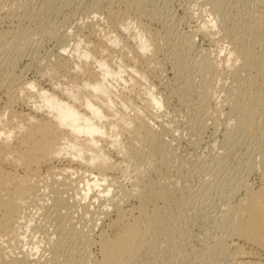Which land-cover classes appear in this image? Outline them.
<instances>
[{"label":"bare ground","instance_id":"bare-ground-1","mask_svg":"<svg viewBox=\"0 0 264 264\" xmlns=\"http://www.w3.org/2000/svg\"><path fill=\"white\" fill-rule=\"evenodd\" d=\"M16 1L18 0H0V18H4L3 14L9 17L13 15L12 9ZM53 1L42 0L41 8L29 14L27 23L30 21L31 24L27 27L16 26L17 23L10 28H0V53L21 37L28 36L29 39L31 34L37 37L34 39L30 36L34 40H31L34 43L33 47L40 46L45 39L56 40L60 29L56 23L59 22L55 23L52 20L49 22L47 18L48 22H46L47 20L42 19L47 15L46 11L54 3ZM94 2L89 13L85 14L88 18H92L90 22L78 23L72 33L61 34L62 41L65 42L56 50L57 57L55 56L53 60L46 57L49 67L43 66L45 70L41 72L39 70L37 74L42 77L41 79L48 76L45 75L46 73H51L55 77L51 78L49 75L50 78L45 79V87L38 88L36 80L22 79L20 75L13 73L18 58L3 61L4 64L0 61L1 65L3 64V70H0V87H3L5 94L3 110H0V264H88V247L93 241L99 246V254L92 264H132L140 257L141 251L148 248L152 242L154 227L147 203L151 198L160 196L166 185L150 176V173L160 174L166 164L157 167L153 154L148 152L152 144L161 142V136L154 131L153 124L159 123L158 110L162 104V97L154 91L153 85L143 87L140 82L142 79L146 80L143 71L152 69V63L156 60L154 55L158 44L157 38L143 23V18L146 15L152 17L153 13H145L146 10L142 8L143 0ZM261 2L262 7L259 6L261 10L257 12L258 14H253L255 16L250 20L252 31L255 33L259 32L260 26H264V0ZM219 5V1H214L211 9L218 10ZM15 11L17 13L18 10ZM14 16L18 17L17 14ZM24 16H28V13ZM25 20L22 19L23 22ZM214 23L215 20L211 15L210 19L188 31L184 38L180 35L184 39L183 43H180V50L173 51L175 71L180 72L178 69L181 64L185 69L193 64L197 73L204 77L214 75L217 80L221 73L230 71L231 58H225L224 63H216L217 55L211 56L210 47H201L199 44L197 48L195 36L199 33L208 37ZM132 24L137 27L132 28ZM72 35L77 40L71 47L70 55L65 57L63 54L67 50L66 43ZM233 52L236 53H234L236 55L234 61L244 59L242 48L235 47ZM211 57L215 58L214 61ZM257 61L260 74H263L264 55H261ZM213 78L216 80L215 77ZM184 79L185 82H190L187 77ZM181 80L174 81V91L189 92L191 89L189 83L185 85ZM216 81L212 82L217 85L218 81ZM128 83V92L122 88L124 86L117 88L126 84L127 89ZM208 85L205 87L207 92L204 90L205 95L212 84ZM32 96H36L37 100L29 101L28 97ZM239 96L245 99V93L239 92ZM248 96L251 99L247 104L253 107L257 104L264 105L263 92L259 91L255 94L254 91ZM206 98L204 95L197 98L195 108L208 106ZM241 104L246 103L241 102ZM252 106H248L249 113L244 120L257 130L261 137H264V128L262 129L264 114L262 116L253 114L255 109ZM232 125L236 128L238 126V129L230 128L232 136L240 137L241 124ZM123 135L126 137L124 142L121 137ZM142 160H145L146 164L141 163ZM139 164L145 165L143 166L145 172ZM128 167L136 171L133 176L134 182L131 183L132 188L125 190L123 197L118 198L121 196L118 192H123L124 188L119 183L115 184L118 180L115 179L117 176L112 177L110 173L117 171L124 173ZM253 169H258V165ZM259 171H257L258 184L254 186L248 181H243L242 195L234 204H224L225 207L222 208L225 211L222 210L224 213L221 215L223 217L220 220V227L230 237L228 247L233 250L230 253L233 254L229 257H232V262L228 260L229 264H264V163ZM63 185L66 188L68 185L69 190L76 191L74 194L79 195L77 202L84 203L88 198H93V203L108 200L107 206L112 207L115 212V217L106 224V227L112 229V233L102 229L94 235L98 223L96 221H102L108 215L106 206L102 209L99 207L102 217L98 215L97 220L94 219L93 223H89V230H84L82 225H76L77 222H82L83 217L76 222L71 221L70 212H73L77 203L75 205L71 200L72 196L64 195L66 192L63 190ZM43 199L48 201L45 203H50L49 207H46L48 204L44 206ZM85 205L89 206L87 204L83 206ZM31 206L39 207L38 210H42L40 215H43L46 208L52 210L49 214L45 212L46 220L52 221L55 228V235H51L52 237H48L49 234L47 236L44 232L51 250V253L49 252L51 256L47 259L44 257L45 259L41 260L42 256H37L42 247L39 245L43 241L42 238L37 235L39 239L36 240L35 233L28 237V231H32L30 225L33 216L27 212V209ZM97 207L96 209L99 210ZM61 209L66 212L63 214ZM82 213L90 215L91 211L86 210ZM82 213L81 216L84 215ZM85 222H88L87 219ZM4 242H7V245H4ZM25 247L26 250H23ZM215 248L218 251L212 253L211 260L216 263L222 258L225 248L221 245L223 251ZM16 249L20 250L16 251Z\"/></svg>","mask_w":264,"mask_h":264},{"label":"rangeland","instance_id":"rangeland-1","mask_svg":"<svg viewBox=\"0 0 264 264\" xmlns=\"http://www.w3.org/2000/svg\"><path fill=\"white\" fill-rule=\"evenodd\" d=\"M22 1L18 0L16 1V5L14 4L13 7L15 9H12L14 12L13 15H11L13 18L11 16H5V14L2 15L4 18H0L1 29L10 28V26H15L17 23L16 26L21 25L27 27L31 24L30 21L27 23L31 11L36 12L37 10L35 9L38 8L39 10L43 4L41 3L42 0ZM44 1L45 0H43V2ZM94 1L97 0H54V3L46 11L47 15H44L45 18L42 17V19L44 21L48 19L49 22L51 20L52 22L55 21V23L59 22L56 23L58 27L60 26L58 35L55 38L56 40L45 39L46 41L44 40L40 46L33 47L34 45L32 44H34V40L30 38V36L34 37L33 34L29 35V39L28 36H25V38L21 37V39L19 38L14 41L12 43L13 45H10L7 50L5 49V51L2 52L3 54L0 53L1 63L4 64L3 61L6 62V60L18 58L19 60L17 59L15 61L17 65L15 64L16 66L13 73H16L15 75L18 74V76L20 75L22 79L36 80L38 88L39 86L45 87V79L48 77L50 78V76L54 78L55 76L51 73H46L45 75L48 74V76L45 79H41L42 77L40 78V75H38L39 70L40 72L41 70H45L43 66L44 68L46 66L49 67L46 61L47 58L53 60L56 56V50L64 45L65 41H62L63 38L61 34L72 33L78 23L90 22L92 18H88L85 14L89 13L92 4L95 3ZM214 1L220 2L218 10L211 9L213 8L212 2ZM261 1L262 0H143L144 5H142V8L146 10L145 13L150 12L153 13L152 17L154 16V18H152L150 15H146L143 18V23L155 34L158 44L154 55L156 60H154L151 66L152 69H154L143 71L145 72L144 75L146 74V82L143 81L144 79L140 80V82L143 84V87L153 85L154 91L162 97V104L158 110V114L160 115V117H158L159 123L153 124L154 131L161 136V142L152 144L148 152L153 154L154 162L157 167L166 164L160 174L150 173V176L156 179V181L159 179L161 184H166L167 186L164 185V191L160 196L151 198L147 203V209L153 220L154 229L152 232L154 231V235L152 234L150 246L146 249L144 248L139 255L140 257L135 259L132 264H229V262H232V257H229L233 254H230L233 250L228 247L230 244V237H228V235L222 231V227H220V220L223 217H221V215L224 213L223 211H225L223 210L225 207L224 204L228 205L231 203L232 205L242 195L243 181H248V183L254 186L258 184L259 170L264 163V137H261L260 134H258L259 132H256L257 130L253 129L248 122L244 120L246 115L248 116L247 113H249V111H247L248 106H252L247 104L250 103L251 99L248 95H252L254 91L255 94L259 91L264 93V73L260 74L261 71L258 67L259 62L257 61L261 55H264V26H260L259 32L255 33L252 31V24L250 21L251 17L255 16L253 14H258L259 10H261ZM38 5H40V7ZM22 7L25 9H22ZM15 10H18L17 13ZM25 11L26 14L28 13V16H24L26 15ZM14 14H17L18 17L14 16ZM211 15L215 20L214 27L208 37H204L199 33L195 36L197 48L200 45L201 47H210L211 56L214 57L217 55L215 58L218 62L215 61L216 63H224L225 58H231V66L229 67L231 68V72L228 71L225 74L221 73L219 76L222 77L220 78L218 76V80L216 76L210 74V79V75L204 77L197 73L193 64H190V66L185 69L183 67L184 65L181 64L182 62H179L182 66L179 64L180 67L178 70L180 72L178 73V71H175V68L173 69V63H175L173 58L175 54L173 51L180 50V43H183V38L185 34L189 33L188 31L193 30L207 19H210ZM22 19H26L24 21L25 23ZM19 20H21V23ZM48 20L46 22H48ZM166 20L169 21L167 22ZM132 26V28H135L136 25L132 24ZM34 35L38 36V34ZM73 37L74 35L70 36L68 42L66 40L67 50L65 49V54H63L65 57L70 55V51H72L71 47L75 45L77 39ZM36 38L37 37H34V39ZM235 47L244 50V54L242 55L244 58L243 60L234 61L236 60V53L233 52ZM215 58H212V60ZM1 63L0 70L2 71L3 64L1 65ZM219 65L222 66V64ZM36 76L37 78L39 77V79H37ZM185 77H187L190 82H185ZM213 77H215L218 82L214 80ZM182 78L184 80H181ZM203 79L205 80L204 82L201 81ZM179 80H181L183 84L185 83V85L189 83L191 87L189 92L186 91V93H184V91L180 92V90H178L176 93L174 91L175 87L173 86H175V82ZM212 81H216L217 85ZM201 82L206 84H202ZM207 84H209L208 86H210V84L212 85L210 89L208 88L209 91L207 95H205L204 92H207L205 88ZM125 85L126 84H122L117 88L124 86L122 88L128 92L129 83L127 84V89ZM238 91L245 93V99L239 96ZM203 95L205 98L207 97L208 106L204 107L206 108L205 110L203 107L201 108L202 110L200 108L199 110L195 108V105H197L196 102H198L197 98H201ZM0 98H2L0 99V106L2 107H0V110H3L5 100L3 87H0ZM247 98L248 100L246 101ZM183 99H185V101ZM28 100L33 101L37 99L36 96H32L28 97ZM241 102L246 104H241ZM257 105H255V107L252 106L253 109H255V113L253 114L262 116L264 114V105ZM231 122H233L232 124H241V128L239 127V130L241 129L239 132L241 133L240 137L235 138V136H232L231 129H235L236 127L230 124ZM243 122L245 123L242 124ZM229 124L230 126H228ZM262 124L264 125V116ZM263 128L264 126L262 129ZM236 129H238V126ZM234 131L235 130H233V132ZM121 137H123L122 141L124 142L126 137L124 135ZM141 163H145V160H142ZM257 165L259 170L253 169L257 168ZM143 166L145 167V165L139 164V167H142L141 169L144 170L145 168H143ZM120 172L110 173L112 177L117 176L115 179L118 180L115 184L119 183L124 188L123 192H118V194H121L118 198L123 197L122 195L125 190H130L132 188L131 183L134 182L135 177L133 176L136 174V171L130 167L127 168L126 172ZM60 188H62V186ZM64 188L63 190L66 192L64 195L68 194L72 196L73 198L71 200L75 202V205L76 203L79 205L74 207L76 212L74 210L70 212L71 221L76 222L80 217H83L82 224L77 222L76 225H82L84 230H89L91 222L93 223L94 219L97 220L98 215L102 217L100 211L106 206L108 208V215L105 216L104 220L96 221L98 223L95 227L96 229H94V235L98 234L102 229H106L108 233H112V229L106 227V224L115 217V212H113L114 210L112 207L109 208L107 206L109 203L108 200L106 201L104 199L93 203L94 199L88 198L84 203L83 201L82 203L77 202L79 200V195L74 194L76 191L72 190L73 195L68 185V190H66V187ZM116 191L117 190H115V192ZM46 201L44 199L42 201L44 202V206L48 204L45 203ZM122 202L123 201H121V203ZM84 204L89 206H83ZM42 206L43 205H41V207ZM49 206L50 203L46 205V207ZM96 207H100L101 209L99 208L98 210ZM34 208L37 207L31 206V208H29L30 210L27 209V212L33 216L30 225L32 231H28V237L30 238L33 236V233H35L36 236L39 235L40 239L42 238L41 240H43V243H39L42 247H40L37 256H42L41 260H43L51 256L49 255V252L51 253L50 246L46 242V238L55 235L53 222L48 219L47 221L45 218V212L49 214L52 210L46 208V210L43 211V215H40L42 214V210H38L39 207L37 209ZM63 209L61 210L64 214L66 210ZM86 210L91 211L90 215L88 213H82ZM97 210L99 212H97ZM81 213L84 214L86 218L84 215L81 216ZM84 218L85 220L87 219L88 222H85ZM44 232L47 236L49 234V236L47 237ZM36 236L35 239H39V237L37 236V238ZM216 242L221 244H217ZM3 244L7 245V242ZM220 245L222 248H225V252L222 254V258L219 256L221 259L215 263L211 260L213 256L212 253H216L218 250H216L215 247L218 249ZM26 248L27 247H25V249L23 248V250H26ZM222 248L219 250L223 251ZM19 250L20 249H16V251ZM98 252L99 246L96 241H93L88 247V264L94 263V260L98 257ZM228 260L230 261L228 262Z\"/></svg>","mask_w":264,"mask_h":264}]
</instances>
